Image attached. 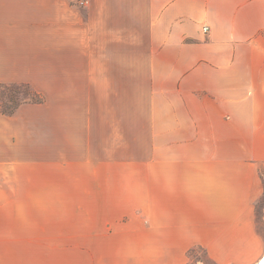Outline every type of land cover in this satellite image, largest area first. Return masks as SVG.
I'll return each instance as SVG.
<instances>
[{
  "label": "crops",
  "instance_id": "0c3cea01",
  "mask_svg": "<svg viewBox=\"0 0 264 264\" xmlns=\"http://www.w3.org/2000/svg\"><path fill=\"white\" fill-rule=\"evenodd\" d=\"M0 82L44 97L0 109V264L212 249L252 213L264 0H0Z\"/></svg>",
  "mask_w": 264,
  "mask_h": 264
},
{
  "label": "rangeland",
  "instance_id": "374dc122",
  "mask_svg": "<svg viewBox=\"0 0 264 264\" xmlns=\"http://www.w3.org/2000/svg\"><path fill=\"white\" fill-rule=\"evenodd\" d=\"M19 84L17 82H0V109L2 104L10 106L30 102V96H33L31 89H35L29 83L27 85ZM38 93L43 97L40 92ZM48 110L51 111V108ZM41 112L43 111L38 110V113ZM29 166L24 165V178L51 176L48 166L40 163L29 164ZM37 213H39L37 210L31 208L24 210V240H27V236L32 239L36 238L34 237L36 235L25 234L28 226H53L52 218L40 216ZM244 220L246 221H238L236 226L226 228L220 235L219 245L212 249L196 245L186 250L126 251L125 264H256L257 259L264 252L263 166L258 167L252 186V213ZM39 236L48 237L51 235Z\"/></svg>",
  "mask_w": 264,
  "mask_h": 264
},
{
  "label": "trees",
  "instance_id": "16d2710c",
  "mask_svg": "<svg viewBox=\"0 0 264 264\" xmlns=\"http://www.w3.org/2000/svg\"><path fill=\"white\" fill-rule=\"evenodd\" d=\"M19 85H27V83H20ZM31 92H32V95L33 96H30V99H29L30 102H42L43 101V97L38 92H36L33 89H31ZM18 105L19 104H17V105H10L9 106V105L2 104L1 110L4 113L11 114L18 107Z\"/></svg>",
  "mask_w": 264,
  "mask_h": 264
},
{
  "label": "bare ground",
  "instance_id": "6f19581e",
  "mask_svg": "<svg viewBox=\"0 0 264 264\" xmlns=\"http://www.w3.org/2000/svg\"><path fill=\"white\" fill-rule=\"evenodd\" d=\"M256 264H264V252L262 255L257 259Z\"/></svg>",
  "mask_w": 264,
  "mask_h": 264
},
{
  "label": "built area",
  "instance_id": "2783aa9c",
  "mask_svg": "<svg viewBox=\"0 0 264 264\" xmlns=\"http://www.w3.org/2000/svg\"><path fill=\"white\" fill-rule=\"evenodd\" d=\"M204 30H206V27H204Z\"/></svg>",
  "mask_w": 264,
  "mask_h": 264
}]
</instances>
